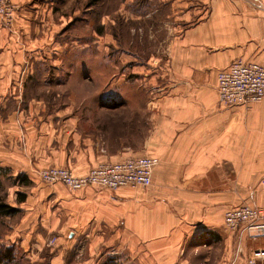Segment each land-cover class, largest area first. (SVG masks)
Segmentation results:
<instances>
[{
  "label": "crops",
  "instance_id": "0c3cea01",
  "mask_svg": "<svg viewBox=\"0 0 264 264\" xmlns=\"http://www.w3.org/2000/svg\"><path fill=\"white\" fill-rule=\"evenodd\" d=\"M11 1L23 11L13 36L0 19V104L8 100L4 88L34 75L37 64L27 61L28 54L41 49L44 30L57 19L51 5L60 0ZM168 1L174 7L179 1L188 7L177 18L188 26L170 48V81L162 79L161 95L151 100L155 125L145 155L160 162L152 187L68 193L62 185L47 186L31 178L34 187L25 208L35 226L45 227L50 216L60 215L45 206L44 200L51 197L66 207L64 211L78 207L89 220L81 229L116 231L117 237L108 243L101 234L89 240L90 253L78 255L77 264H232L238 250L245 257L253 248H264V243L248 241L238 248L222 217L192 224L170 221L178 215V202L186 199L217 202L208 215L222 216L243 204L264 206L259 185L264 182V99L249 107H225L217 94L218 73L235 60L264 66V0ZM0 116V130L6 118V127L11 128L14 113ZM98 149L41 162L68 166L84 176L99 164L119 159L109 160ZM12 164L30 167L14 157ZM241 260L237 264H245ZM50 262L64 264L65 258L60 254Z\"/></svg>",
  "mask_w": 264,
  "mask_h": 264
},
{
  "label": "rangeland",
  "instance_id": "374dc122",
  "mask_svg": "<svg viewBox=\"0 0 264 264\" xmlns=\"http://www.w3.org/2000/svg\"><path fill=\"white\" fill-rule=\"evenodd\" d=\"M9 1L19 8L12 27L0 19L13 36L23 7ZM178 3L174 7L168 0H60L51 5L57 19L44 30L39 52L27 57L37 64L34 77L28 81L25 75L17 85L4 88L8 100L0 104V115L14 113L11 128L6 118L0 130V169L8 170L1 175L5 201L21 209V214L0 222V264H50L60 254L64 264H77L78 255L90 253L89 240L101 234L108 243L117 237L116 231L81 229L89 220L78 207L64 211L66 207L51 197L44 204L60 215L50 216L45 227L35 226L25 208L34 187L31 178L42 184L40 174L49 168L76 175L68 166L42 165L64 154L99 148L109 160L117 156L114 162L147 156L155 125L151 100L161 95L162 79L170 81V48L188 26L177 20L188 10ZM13 157L30 167L14 166ZM20 174L32 185H14ZM18 192L27 195L20 205ZM216 205L208 198L181 200L178 215L170 221L192 224L222 217L224 225L225 213L207 214Z\"/></svg>",
  "mask_w": 264,
  "mask_h": 264
},
{
  "label": "built area",
  "instance_id": "2783aa9c",
  "mask_svg": "<svg viewBox=\"0 0 264 264\" xmlns=\"http://www.w3.org/2000/svg\"><path fill=\"white\" fill-rule=\"evenodd\" d=\"M19 10L9 0H0V16L7 27H12L14 15ZM219 103L225 107H249L264 99V66L255 62L236 60L217 75ZM154 157L141 156L100 164L84 176H76L65 168H49L40 174L47 186L62 185L71 193L87 189L116 192L127 188L149 189L153 185L154 171L159 165ZM264 189V182L260 183ZM225 230L238 241L264 243V206L243 204L225 212ZM238 250L232 264L244 260L245 264H264V248L250 250L243 257Z\"/></svg>",
  "mask_w": 264,
  "mask_h": 264
},
{
  "label": "trees",
  "instance_id": "16d2710c",
  "mask_svg": "<svg viewBox=\"0 0 264 264\" xmlns=\"http://www.w3.org/2000/svg\"><path fill=\"white\" fill-rule=\"evenodd\" d=\"M8 170L0 169V222L4 219H9L16 217L21 214V209L17 206H13L5 201V185L3 180L1 179L2 173H7ZM13 179V178H12ZM13 184L19 187H28L32 185V182L29 178L23 174L18 175L14 178ZM27 195L25 193L18 192L17 194V203L20 205L26 201Z\"/></svg>",
  "mask_w": 264,
  "mask_h": 264
}]
</instances>
